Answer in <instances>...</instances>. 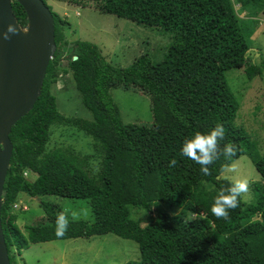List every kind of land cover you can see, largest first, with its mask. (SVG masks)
<instances>
[{
  "label": "trees",
  "instance_id": "1",
  "mask_svg": "<svg viewBox=\"0 0 264 264\" xmlns=\"http://www.w3.org/2000/svg\"><path fill=\"white\" fill-rule=\"evenodd\" d=\"M95 8L156 27L171 40L160 60L142 53L125 67L114 66L93 42L77 40L68 47L65 23L50 8L56 51L34 106L9 134L13 149L0 215L10 264H17L15 254L31 243L104 233L137 243L139 259L125 264H264V153L235 123L240 104L226 78L232 68L244 67L248 80L264 70V59L259 65L247 59L252 28L239 15L264 10V0H97ZM12 9L25 27L23 8L13 1ZM59 71L71 75L90 119L59 112L51 90ZM117 86L139 88L149 95L151 126L122 121L111 95ZM217 124L225 128L221 146L234 143L238 151L231 161L221 157L205 176L197 163L179 152L185 138L207 133ZM52 125L73 126L90 136L101 155L99 170L89 172L88 155L64 146L47 148ZM242 154L262 182L253 184L252 201L241 196L228 220L217 219L211 213L214 198L233 182L221 173ZM173 157L177 165L169 168ZM25 170L36 173L35 179L24 176ZM208 180L217 193L205 198L201 185ZM21 193L39 200L48 223L19 227L13 204ZM44 195L86 200L92 221L71 220L66 235L58 238L57 205L40 200ZM155 203L179 209L180 216L174 218L167 210L153 215ZM200 204L210 211L199 220L190 218ZM133 207L153 215L152 220L141 225L132 217ZM208 224L215 237L221 236L211 248L204 239Z\"/></svg>",
  "mask_w": 264,
  "mask_h": 264
},
{
  "label": "rangeland",
  "instance_id": "2",
  "mask_svg": "<svg viewBox=\"0 0 264 264\" xmlns=\"http://www.w3.org/2000/svg\"><path fill=\"white\" fill-rule=\"evenodd\" d=\"M46 4L52 11L63 19L64 34L67 38L68 47L77 40H86L95 43L105 60L114 66L125 67L137 56L148 53L154 60H160L167 51L171 40L170 36L153 26L136 23L129 19L115 15L101 13L97 8V0H46ZM235 7L239 9V5ZM240 17L248 21L252 28L250 36V49L247 59L259 65L264 59V10L254 13L239 11ZM226 78L239 101V109L235 123L242 126L256 143L260 154L264 153V70L251 80L246 78L244 67L232 68L226 72ZM51 90L56 96L59 112L69 117H81L90 119V112L83 106L81 95L74 85L69 73L63 74L59 71ZM113 100L119 107L121 119L124 123H137L151 126L153 115L149 95L139 88L125 89L117 86L111 89ZM47 148L55 146L69 147L78 154L88 155L89 172H97L99 169L101 155L93 147L90 136L76 130L73 126L52 125ZM235 165L236 172H227L226 167ZM221 176L232 180L247 179L250 190L242 195V200L250 202L253 200V184L260 183L261 178L253 163L245 154L230 162ZM37 176L32 173L28 178L34 180ZM201 190L205 198L217 193V188L210 181L202 182ZM28 207L25 211L13 212L19 216L17 224L21 229L26 224L42 225L48 223L44 210L39 207L37 198H28L20 194L17 198ZM42 201L57 205L54 209L61 212H80L90 209L89 203L84 199L60 197L56 195L42 196ZM264 201V196L262 197ZM91 210V209H90ZM167 210L172 217L180 216L179 209H170L162 203L153 204L152 213ZM210 211L204 204L197 206L195 213L188 214L190 218L199 220ZM21 214L23 220H20ZM132 217L145 225L152 220L150 213L142 209L132 208ZM92 212L87 218L80 220L92 221ZM27 217V219L25 218ZM71 221V215L69 214ZM204 239L207 247L211 248L215 240H221V236L215 237L212 226L208 224L205 228ZM15 254L14 248L11 250ZM140 256L138 245L131 239H124L112 233L96 234L89 238L77 237L69 239H55L41 243H31L15 254L17 264H125L128 261L138 260Z\"/></svg>",
  "mask_w": 264,
  "mask_h": 264
},
{
  "label": "water",
  "instance_id": "3",
  "mask_svg": "<svg viewBox=\"0 0 264 264\" xmlns=\"http://www.w3.org/2000/svg\"><path fill=\"white\" fill-rule=\"evenodd\" d=\"M13 1L26 14L25 27L17 21L12 9ZM8 24L16 26L18 34H9L10 39L5 40L3 32ZM55 51L54 20L43 0H0V211L13 149L9 138L11 128L34 106ZM0 264H10L1 215Z\"/></svg>",
  "mask_w": 264,
  "mask_h": 264
},
{
  "label": "clouds",
  "instance_id": "4",
  "mask_svg": "<svg viewBox=\"0 0 264 264\" xmlns=\"http://www.w3.org/2000/svg\"><path fill=\"white\" fill-rule=\"evenodd\" d=\"M9 34H18V29L13 24H8L6 31L3 32L5 40L10 39ZM225 138V128L217 124L207 133L195 132L191 137L185 138L181 145L179 155L187 157L200 166L202 174L211 175V165L224 157L225 160L231 161L238 151L234 143H225L221 146V141ZM177 165V159L171 158L168 162L169 168ZM99 170L98 168L96 169ZM227 172H236L235 165L226 167ZM250 190V183L247 179H237L227 187H221L211 205V213L217 219L228 220L230 210H235L240 206V197ZM90 209H83L80 212L71 211L61 212L56 217L55 235L62 238L66 235L70 223L69 214L72 222L78 221L83 216L87 218Z\"/></svg>",
  "mask_w": 264,
  "mask_h": 264
},
{
  "label": "built area",
  "instance_id": "5",
  "mask_svg": "<svg viewBox=\"0 0 264 264\" xmlns=\"http://www.w3.org/2000/svg\"><path fill=\"white\" fill-rule=\"evenodd\" d=\"M32 174V172L25 170L23 172V175L26 176L27 178ZM13 208L14 209H18V210H27L28 207L25 203H23L21 200H17L16 202H14L13 204Z\"/></svg>",
  "mask_w": 264,
  "mask_h": 264
},
{
  "label": "crops",
  "instance_id": "6",
  "mask_svg": "<svg viewBox=\"0 0 264 264\" xmlns=\"http://www.w3.org/2000/svg\"><path fill=\"white\" fill-rule=\"evenodd\" d=\"M57 13V12H56ZM59 14V13H58ZM23 194V193H22ZM24 195H26V194H24ZM27 196V195H26ZM44 196H46V195H44ZM28 198H32V197H29V196H27ZM58 207V206H57ZM23 215H25L26 216V214H21V218H20V220H23ZM26 219H27V217H25ZM17 221H19V216L17 217ZM26 225H28V224H26Z\"/></svg>",
  "mask_w": 264,
  "mask_h": 264
}]
</instances>
